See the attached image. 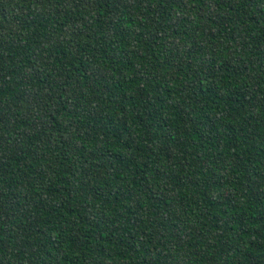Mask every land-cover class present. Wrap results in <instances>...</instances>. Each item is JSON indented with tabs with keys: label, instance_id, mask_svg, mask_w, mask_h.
Listing matches in <instances>:
<instances>
[{
	"label": "trees",
	"instance_id": "16d2710c",
	"mask_svg": "<svg viewBox=\"0 0 264 264\" xmlns=\"http://www.w3.org/2000/svg\"><path fill=\"white\" fill-rule=\"evenodd\" d=\"M0 264H264V0H0Z\"/></svg>",
	"mask_w": 264,
	"mask_h": 264
}]
</instances>
